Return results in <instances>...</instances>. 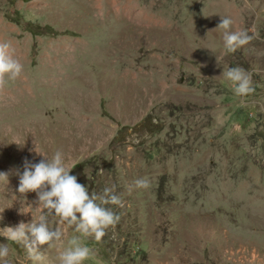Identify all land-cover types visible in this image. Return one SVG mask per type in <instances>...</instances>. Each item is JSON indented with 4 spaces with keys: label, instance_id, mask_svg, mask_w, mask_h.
I'll list each match as a JSON object with an SVG mask.
<instances>
[{
    "label": "rangeland",
    "instance_id": "rangeland-1",
    "mask_svg": "<svg viewBox=\"0 0 264 264\" xmlns=\"http://www.w3.org/2000/svg\"><path fill=\"white\" fill-rule=\"evenodd\" d=\"M220 16L251 42L226 54ZM0 42L24 66L0 89V229L38 220L16 173L59 150L89 193L124 202L84 264H264V0H0ZM237 66L253 93L234 94ZM50 227L64 236L38 264L78 235Z\"/></svg>",
    "mask_w": 264,
    "mask_h": 264
},
{
    "label": "clouds",
    "instance_id": "clouds-1",
    "mask_svg": "<svg viewBox=\"0 0 264 264\" xmlns=\"http://www.w3.org/2000/svg\"><path fill=\"white\" fill-rule=\"evenodd\" d=\"M221 17L216 28L223 30V48L226 54H233L248 45L253 39L247 31H233L234 21L231 17ZM23 65L14 58L11 45L0 42V89L9 82L20 78ZM224 77L233 85V92L237 96H246L255 91L251 74L245 69L229 67L223 72ZM20 145L18 142L13 141ZM21 146V145H20ZM42 156L38 163L25 159L23 172L17 171L19 185L16 191L20 197L26 199V194L34 192L37 199L33 201L40 211L38 220L29 223L21 221L17 226L0 229V236L8 241L23 246L27 252V259L34 264L42 261L41 246L52 247L55 242L62 240V227H50V224L66 225L73 228L78 235L68 241V247L59 252L58 264H84L93 255L84 240L93 239L100 242L108 230H114L120 221V216L109 205L124 207V202L115 193V186L106 187L102 192L89 193L88 188L78 182L76 175L65 164L64 155L57 150L51 159ZM101 171H103L101 169ZM0 182L8 185L9 174L0 172ZM138 189H148L150 180L140 178L135 182ZM9 254L8 244H0V262L7 264Z\"/></svg>",
    "mask_w": 264,
    "mask_h": 264
}]
</instances>
